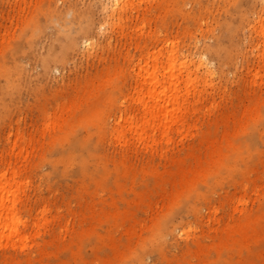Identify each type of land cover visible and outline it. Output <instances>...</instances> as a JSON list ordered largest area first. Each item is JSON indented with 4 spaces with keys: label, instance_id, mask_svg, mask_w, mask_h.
I'll list each match as a JSON object with an SVG mask.
<instances>
[{
    "label": "rangeland",
    "instance_id": "rangeland-1",
    "mask_svg": "<svg viewBox=\"0 0 264 264\" xmlns=\"http://www.w3.org/2000/svg\"><path fill=\"white\" fill-rule=\"evenodd\" d=\"M120 1L0 0V264H264V0Z\"/></svg>",
    "mask_w": 264,
    "mask_h": 264
},
{
    "label": "bare ground",
    "instance_id": "bare-ground-1",
    "mask_svg": "<svg viewBox=\"0 0 264 264\" xmlns=\"http://www.w3.org/2000/svg\"><path fill=\"white\" fill-rule=\"evenodd\" d=\"M121 3L120 0H114L111 9L112 12L117 10V6ZM114 14V13H113ZM102 29H106V24L102 26ZM89 42L86 41L88 46ZM174 51H172L169 62V70L174 68ZM186 62V61H185ZM185 62L182 63V68L185 66ZM138 76L141 75L142 79L139 85L140 90H146L147 95L139 96L135 99V106H126L121 112L127 110L129 112L139 111L143 113V118L146 120L150 118L151 126L156 127L157 130H171L169 126L174 122H178L175 113L181 107V101L183 96L178 94L184 84L176 76H171L169 86L161 90V79H159V68L155 67L151 72L148 68H140ZM146 74V76L144 75ZM191 73L188 74V78H191ZM137 76V77H138ZM128 100L125 99V102ZM176 123V124H178ZM143 131V130H142ZM7 181H0V193L7 188ZM15 193H9L0 199V237L6 236L9 240L20 235V220L19 214L16 211Z\"/></svg>",
    "mask_w": 264,
    "mask_h": 264
}]
</instances>
